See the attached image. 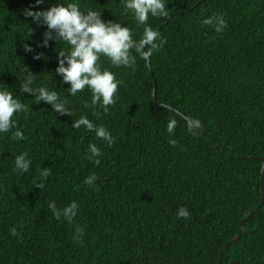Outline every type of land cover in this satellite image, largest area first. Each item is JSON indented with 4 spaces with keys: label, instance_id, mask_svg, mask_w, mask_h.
I'll use <instances>...</instances> for the list:
<instances>
[{
    "label": "trees",
    "instance_id": "obj_1",
    "mask_svg": "<svg viewBox=\"0 0 264 264\" xmlns=\"http://www.w3.org/2000/svg\"><path fill=\"white\" fill-rule=\"evenodd\" d=\"M33 4L0 0V88L28 109L0 133V264H264V0H165L168 15L147 22L163 41L150 66L139 56L130 67L101 57L120 81L107 113L87 89L68 94L71 85L55 73L66 46L54 39L43 46L48 29L23 15ZM79 4L129 27L134 40L143 33L121 0ZM220 17L225 27L217 33ZM30 73L33 87L67 101L69 115L19 91ZM81 116L103 125L113 143L72 128ZM17 129L25 139L12 138ZM25 152L31 166L20 173L15 159ZM52 202L61 212L75 202L76 215L57 219ZM181 207L187 219L178 217Z\"/></svg>",
    "mask_w": 264,
    "mask_h": 264
},
{
    "label": "clouds",
    "instance_id": "obj_2",
    "mask_svg": "<svg viewBox=\"0 0 264 264\" xmlns=\"http://www.w3.org/2000/svg\"><path fill=\"white\" fill-rule=\"evenodd\" d=\"M125 14L131 13L137 25H143V33L139 40L133 39V31L118 22L105 21L102 15L92 9L86 12L81 10L79 0H73L66 4L60 0L54 5L44 8L45 0H35V4L30 5L23 11L26 19L36 26V28L46 27L44 45H48L49 40H55L57 45L63 43L66 48L58 52V67L55 73L61 76L63 84H70L67 89L71 97L87 89L91 93L92 105L103 108L108 112V106L115 104L114 97L117 94L120 81L116 79L112 71L103 69L100 63L101 57L107 58L114 67H130L135 65L136 56L141 59H148L163 44H157L159 39L157 31L148 25L149 16L166 17L165 0H121ZM206 25H213L214 19H206ZM225 27L222 17L215 19V31L221 32ZM56 33L55 36L52 33ZM37 46H41L37 42ZM25 53L32 52L33 49L28 44H23ZM133 51L136 55H133ZM46 59L42 55H37L34 59ZM67 65V66H65ZM35 81L33 74L28 76L20 84L19 91L35 97L36 104L47 102L60 115H69L66 107L67 101L62 100L56 91L49 90L47 86L33 87ZM19 95L5 88H0V133H7L12 128L17 127V121L13 119L14 114L27 113L28 109L18 98ZM177 121L172 119L167 125V131L174 133ZM84 127L88 132H95L98 139L106 141L109 145L113 143V138L108 130L103 126H97L86 116H81L73 121L72 128L80 129ZM189 130L191 126L189 125ZM12 138L14 140L25 139L22 131L17 129ZM175 144V141H170ZM92 156H99L100 150L95 144L89 145ZM27 152L18 155L15 159V170L26 173L31 166V160L27 159ZM99 163V161H96ZM50 174L49 169L41 171L40 175L45 179ZM96 179L95 176L87 178L85 183L91 185ZM43 188L44 185H39ZM57 219L63 214L68 220L76 215L78 205L73 202L70 206L58 210L54 202L49 203ZM190 216L188 210L181 207L178 210V217L187 219ZM82 230L77 229L78 234Z\"/></svg>",
    "mask_w": 264,
    "mask_h": 264
},
{
    "label": "water",
    "instance_id": "obj_3",
    "mask_svg": "<svg viewBox=\"0 0 264 264\" xmlns=\"http://www.w3.org/2000/svg\"><path fill=\"white\" fill-rule=\"evenodd\" d=\"M171 17V16H170ZM169 17L168 21L171 19ZM158 32V31H157ZM148 64L150 66V59L148 57ZM156 94H157V91L155 90L154 91V101L156 102ZM157 103V102H156ZM263 176H264V160H263V169H262V179H263ZM262 193H263V202H262V206L264 205V189L262 188ZM256 213V212H255ZM255 213L253 212L252 214H250L248 217L244 218L243 221L241 222V225H240V228H239V236L237 238H235L226 248V250L221 254V258H220V262L222 263V257L224 256V254L227 252V250L229 249V247L231 246L232 243H235V242H238L240 241V239L242 238V235H243V226L255 215ZM232 264H241L240 262H234Z\"/></svg>",
    "mask_w": 264,
    "mask_h": 264
}]
</instances>
